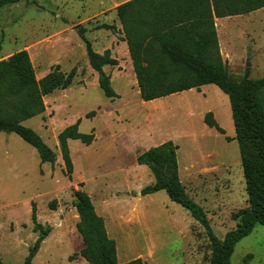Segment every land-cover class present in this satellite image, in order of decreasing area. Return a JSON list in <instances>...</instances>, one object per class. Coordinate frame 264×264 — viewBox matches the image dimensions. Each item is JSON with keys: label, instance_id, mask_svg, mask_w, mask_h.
I'll return each instance as SVG.
<instances>
[{"label": "rangeland", "instance_id": "1", "mask_svg": "<svg viewBox=\"0 0 264 264\" xmlns=\"http://www.w3.org/2000/svg\"><path fill=\"white\" fill-rule=\"evenodd\" d=\"M125 1L0 5V59L27 50L37 79L51 70H74L71 84L44 95V111L22 122L51 147L53 162H42L17 134L0 131V259L6 264H22L39 234L33 229V205L49 231L31 264H89L79 254L83 242L75 226L74 189L88 193L97 214L104 212L100 216L120 262L140 257L146 264H209L204 227L165 191L140 194L154 177L136 156L167 140L177 145L185 193L202 207L217 237L235 226L233 214L248 205L228 96L209 83L141 99L116 14ZM216 23L228 74L235 80L263 76L264 7ZM80 32L93 50L108 49L117 59L103 66L117 96L107 97L100 89ZM207 111L224 133L204 123ZM77 120L78 130L92 132L94 139L89 144L67 140L72 161L67 173L57 134ZM230 264H264V225L255 224L238 240Z\"/></svg>", "mask_w": 264, "mask_h": 264}, {"label": "trees", "instance_id": "2", "mask_svg": "<svg viewBox=\"0 0 264 264\" xmlns=\"http://www.w3.org/2000/svg\"><path fill=\"white\" fill-rule=\"evenodd\" d=\"M17 1L0 0V5ZM262 7L264 0H128L116 6L141 99L150 100L209 83L228 96L248 205L233 214L236 224L222 238L213 233L202 207L185 193L178 174L176 144L167 140L136 156L137 163L146 165L154 177L153 182L140 189V194L164 190L204 227L210 242L209 264H230L238 240L248 235L255 224L264 225V75H244L235 80L228 74L213 20L214 16L245 14ZM80 37L88 64L97 72L100 89L107 97L117 96L110 75L103 71V66L117 64V59L108 49L93 50L81 32ZM73 76V69L68 73L51 70L37 79L25 49L0 59V131L20 136L36 149L42 162H53L55 153L35 130L22 122L43 112V96L66 88ZM203 121L224 133L211 111L204 114ZM78 123L77 120L65 126L57 134L67 173L72 170L67 140L79 139L89 144L94 139L92 132L79 131ZM73 199L78 214L75 226L83 242L79 254L89 264H146L140 257L120 262L115 240L108 235L88 193L74 189ZM31 219L39 234L22 264H31L49 231L37 220L34 205ZM0 264L6 263L0 259Z\"/></svg>", "mask_w": 264, "mask_h": 264}, {"label": "crops", "instance_id": "3", "mask_svg": "<svg viewBox=\"0 0 264 264\" xmlns=\"http://www.w3.org/2000/svg\"><path fill=\"white\" fill-rule=\"evenodd\" d=\"M238 15H239V14H238ZM230 16H232V15H230ZM225 17H226V16H225ZM220 18H223V17H216V16L213 17L219 50H220V48H221V42H220V40H219L218 29H217V27H216V25H217L216 20H218V19H220ZM122 44L124 45V47L127 46L125 40H122ZM126 53H127L128 58H129V60H130V62H131V59H130V56H129L128 51H127ZM131 65H132V63H131ZM132 70H133V69H132ZM158 191H164V190H158ZM155 192H156V191H155ZM152 193H153V192H152ZM165 193H166V192H165ZM146 194H148V193H146ZM132 208H133L132 210H135V207H134V206H133ZM94 209H95V207H94ZM95 211H96V210H95ZM96 213H97V212H96ZM102 213L104 214V212L101 210V213H100V214H102ZM98 214H99V213H98ZM100 214H99V215H100ZM105 215H106V214H105ZM101 216H102V215H101ZM105 228H106V226H105ZM106 231H107V229H106ZM107 233H108V231H107ZM117 257H118V256H117Z\"/></svg>", "mask_w": 264, "mask_h": 264}]
</instances>
